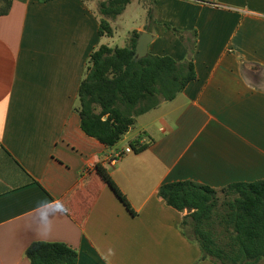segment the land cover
<instances>
[{
    "label": "crops",
    "instance_id": "crops-1",
    "mask_svg": "<svg viewBox=\"0 0 264 264\" xmlns=\"http://www.w3.org/2000/svg\"><path fill=\"white\" fill-rule=\"evenodd\" d=\"M12 2L0 16V264H31L34 242L66 244L78 264H214L158 191L264 180V0H155V23L145 8L133 31L154 36L149 54L191 58L196 79L114 148L87 136L75 112L90 55L109 45L97 0ZM164 25L197 33L194 54ZM141 134L144 151L109 162Z\"/></svg>",
    "mask_w": 264,
    "mask_h": 264
},
{
    "label": "trees",
    "instance_id": "trees-1",
    "mask_svg": "<svg viewBox=\"0 0 264 264\" xmlns=\"http://www.w3.org/2000/svg\"><path fill=\"white\" fill-rule=\"evenodd\" d=\"M149 1L148 21L155 23V0ZM132 2L105 0L99 3L101 38L115 37L112 22L122 16ZM12 5V0H0V16L8 15ZM164 27L194 54L197 33L193 32L190 39L184 31L169 25ZM139 36L138 31H132L126 46L101 45L94 50L79 87L75 112L80 116L81 128L107 148L116 147L135 127L138 117L157 109L164 101H173L196 79L191 58L179 63L170 56L149 54L137 61L134 57ZM144 138L141 134L131 141V148L136 152L144 151L147 148L141 143ZM94 173L130 209L127 198L108 170L98 164ZM158 197L183 214L182 230L199 246L204 259L214 264H258L264 259V180L235 183L222 189L193 181L172 182L161 186ZM26 257L31 264H78V252L58 242H34L27 249Z\"/></svg>",
    "mask_w": 264,
    "mask_h": 264
},
{
    "label": "rangeland",
    "instance_id": "rangeland-1",
    "mask_svg": "<svg viewBox=\"0 0 264 264\" xmlns=\"http://www.w3.org/2000/svg\"><path fill=\"white\" fill-rule=\"evenodd\" d=\"M102 1L105 0H97V2H95L94 4V8L98 9L99 3ZM150 7L151 4L149 0H143V1L133 0V2L127 7L126 12L122 16H120V18L117 21H115L116 24H114V26L116 30V35L114 38L107 39V41L109 42L108 46L121 47V48L126 46L128 39L130 37V33L135 28L144 26L147 15L146 9H149ZM140 117L137 118L139 125L144 120H147V118H140ZM134 131L135 130L132 129L131 132L126 134L120 143L121 144L128 143L127 139H130L131 136H133Z\"/></svg>",
    "mask_w": 264,
    "mask_h": 264
},
{
    "label": "water",
    "instance_id": "water-1",
    "mask_svg": "<svg viewBox=\"0 0 264 264\" xmlns=\"http://www.w3.org/2000/svg\"><path fill=\"white\" fill-rule=\"evenodd\" d=\"M154 40V36L148 32H141L137 40L135 59L141 60L149 55V45ZM191 212V210H188Z\"/></svg>",
    "mask_w": 264,
    "mask_h": 264
},
{
    "label": "built area",
    "instance_id": "built-area-1",
    "mask_svg": "<svg viewBox=\"0 0 264 264\" xmlns=\"http://www.w3.org/2000/svg\"><path fill=\"white\" fill-rule=\"evenodd\" d=\"M133 149L131 148V146L126 147L123 150H116L113 154L112 157L109 159L110 163H116L123 155L128 154V153H132Z\"/></svg>",
    "mask_w": 264,
    "mask_h": 264
}]
</instances>
